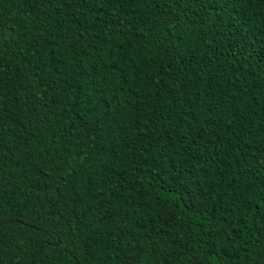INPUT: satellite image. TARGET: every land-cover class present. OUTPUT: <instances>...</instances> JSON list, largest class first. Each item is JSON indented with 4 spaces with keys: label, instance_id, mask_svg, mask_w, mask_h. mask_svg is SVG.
Wrapping results in <instances>:
<instances>
[{
    "label": "trees",
    "instance_id": "1",
    "mask_svg": "<svg viewBox=\"0 0 264 264\" xmlns=\"http://www.w3.org/2000/svg\"><path fill=\"white\" fill-rule=\"evenodd\" d=\"M0 264H264V0H0Z\"/></svg>",
    "mask_w": 264,
    "mask_h": 264
}]
</instances>
